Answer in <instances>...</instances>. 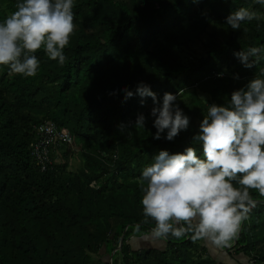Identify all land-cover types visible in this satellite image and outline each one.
I'll return each instance as SVG.
<instances>
[{"label": "trees", "instance_id": "16d2710c", "mask_svg": "<svg viewBox=\"0 0 264 264\" xmlns=\"http://www.w3.org/2000/svg\"><path fill=\"white\" fill-rule=\"evenodd\" d=\"M17 3L0 0V22ZM241 7L261 19L233 30L226 18ZM73 11L76 30L63 66L43 49L35 53V77L10 75L9 66H0V264H212L190 235H169L163 249L130 248L131 237L151 234L154 227L150 218L142 223L140 177L160 150L175 154L194 146L203 158L202 147L192 144L207 113L201 97L224 106L264 68V5L74 0ZM253 46L262 48L259 62L246 69L234 53ZM141 82L161 103L166 92L184 90L176 104L190 126L174 141L163 138L166 132L154 139L155 118L146 110L154 105L151 97L125 102L122 90L135 92ZM138 114L146 117L144 128L134 127ZM46 121L72 135L80 153L75 171L69 169L73 145L64 143L49 147V170L37 167L30 144L35 127ZM251 195L260 203L232 249L251 264H264V198L255 190Z\"/></svg>", "mask_w": 264, "mask_h": 264}, {"label": "clouds", "instance_id": "9594fccd", "mask_svg": "<svg viewBox=\"0 0 264 264\" xmlns=\"http://www.w3.org/2000/svg\"><path fill=\"white\" fill-rule=\"evenodd\" d=\"M253 2L264 5V0ZM73 8L74 0H18L16 11L0 22V66H9L10 75L35 77L40 67L35 53L41 49L63 66L67 59L64 50L76 30ZM260 19L261 13L241 7L226 18V23L240 30L242 23ZM261 52L262 48L253 46L234 55L243 67L251 69L259 62ZM122 91L125 102L134 95L152 98L155 140L166 132L163 138L174 141L188 130L190 117L176 104L183 89L177 95L166 92L162 103L143 82L135 92L127 87ZM201 99L208 106L207 113L192 144L202 147L203 158L194 146L175 154L160 150L152 158L140 177L142 223L147 224L149 218L154 221V238L190 235L193 242L207 239L230 247L239 238L249 213L260 203L251 190L264 198V68L244 87L233 91L224 106L209 105ZM145 123L146 117L138 114L134 127L144 128ZM140 227L136 224L134 232Z\"/></svg>", "mask_w": 264, "mask_h": 264}, {"label": "crops", "instance_id": "0c3cea01", "mask_svg": "<svg viewBox=\"0 0 264 264\" xmlns=\"http://www.w3.org/2000/svg\"><path fill=\"white\" fill-rule=\"evenodd\" d=\"M235 242L236 240L230 247H226L216 245L207 239L197 241L199 248L205 249L204 257L209 258L212 264H251L247 256L232 249ZM128 244L132 250L146 247L163 249L165 246L164 240L154 238L151 234L141 237H131Z\"/></svg>", "mask_w": 264, "mask_h": 264}, {"label": "built area", "instance_id": "2783aa9c", "mask_svg": "<svg viewBox=\"0 0 264 264\" xmlns=\"http://www.w3.org/2000/svg\"><path fill=\"white\" fill-rule=\"evenodd\" d=\"M56 143L73 145L72 135L65 129L57 130L54 123L46 121L35 127V139L30 144V154L41 172L51 168L48 149Z\"/></svg>", "mask_w": 264, "mask_h": 264}, {"label": "rangeland", "instance_id": "374dc122", "mask_svg": "<svg viewBox=\"0 0 264 264\" xmlns=\"http://www.w3.org/2000/svg\"><path fill=\"white\" fill-rule=\"evenodd\" d=\"M154 107V105H148L146 110L149 112V114L151 115V109ZM73 147V151L74 153L72 154V157L70 159V166L69 169L71 171H75L79 165H80V153H79V148L77 146ZM56 162H59V158H56L55 160Z\"/></svg>", "mask_w": 264, "mask_h": 264}, {"label": "water", "instance_id": "95a60500", "mask_svg": "<svg viewBox=\"0 0 264 264\" xmlns=\"http://www.w3.org/2000/svg\"><path fill=\"white\" fill-rule=\"evenodd\" d=\"M122 241H123V236H121V238H120V241H119V247L121 246Z\"/></svg>", "mask_w": 264, "mask_h": 264}]
</instances>
